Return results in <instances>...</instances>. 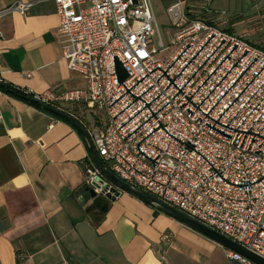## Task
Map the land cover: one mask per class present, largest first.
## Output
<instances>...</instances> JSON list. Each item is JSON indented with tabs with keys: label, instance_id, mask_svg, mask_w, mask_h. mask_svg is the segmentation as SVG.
<instances>
[{
	"label": "built area",
	"instance_id": "obj_1",
	"mask_svg": "<svg viewBox=\"0 0 264 264\" xmlns=\"http://www.w3.org/2000/svg\"><path fill=\"white\" fill-rule=\"evenodd\" d=\"M39 1L0 11V21L26 16ZM53 1L63 56L88 86L22 92L62 112L103 111L106 126L90 134L107 169L264 259V50L191 19L180 1L167 10L181 29L178 49L160 62L151 0ZM117 62L129 75L124 83ZM89 163L86 189L123 193L92 156ZM227 257L253 264L234 251Z\"/></svg>",
	"mask_w": 264,
	"mask_h": 264
},
{
	"label": "crops",
	"instance_id": "obj_2",
	"mask_svg": "<svg viewBox=\"0 0 264 264\" xmlns=\"http://www.w3.org/2000/svg\"><path fill=\"white\" fill-rule=\"evenodd\" d=\"M29 1L0 0V11ZM164 1L168 8L185 2L189 14L200 2ZM0 28V82L35 93L87 88L63 56L53 0L4 17ZM64 110L89 132L105 127L81 106ZM82 136L0 92V264H210L216 243L128 193L106 212L88 211L80 197L91 150Z\"/></svg>",
	"mask_w": 264,
	"mask_h": 264
},
{
	"label": "rangeland",
	"instance_id": "obj_3",
	"mask_svg": "<svg viewBox=\"0 0 264 264\" xmlns=\"http://www.w3.org/2000/svg\"><path fill=\"white\" fill-rule=\"evenodd\" d=\"M151 3L165 48H161L157 34L154 47L158 51H163L156 56V59L167 62L177 52L178 47L174 43L181 29L173 26L164 0H151ZM191 8L195 11L189 14L191 19L201 20L226 33L232 32L254 47L264 50V0H200L197 5H191ZM94 115L99 117L102 126H106L108 121L103 111H97ZM94 115L89 113L86 117L93 130L96 129ZM146 205L150 204L146 203ZM229 251L231 250L216 245V249L210 252V264H232L227 257Z\"/></svg>",
	"mask_w": 264,
	"mask_h": 264
},
{
	"label": "water",
	"instance_id": "obj_4",
	"mask_svg": "<svg viewBox=\"0 0 264 264\" xmlns=\"http://www.w3.org/2000/svg\"><path fill=\"white\" fill-rule=\"evenodd\" d=\"M117 74L119 81L124 83L129 79V75L127 71L124 69L123 65L117 62ZM26 100L33 102L34 104L39 105L42 109L46 112L55 115L61 119L67 120L79 133L86 138L90 144V150L92 152L93 159L100 170L104 173V175L113 182L116 187L125 193H128L138 199L143 200L146 203L151 204L154 208H156L161 213L175 219L176 221L180 222L181 224L185 225L186 227L192 229L193 231L199 233L200 235L204 236L205 238L209 239L210 241L225 247L231 251L236 252L237 254L241 255L242 257L248 259L253 264H264V259L259 257L258 255L244 249L243 247L239 246L238 244L232 242L231 240L227 239L226 237L220 235L219 233L211 230L210 228L202 225L201 223L191 219L187 215L177 211L176 209L170 207L169 205L159 201L158 199L154 198L153 196L145 193L144 191L133 187L129 184H126L122 180H120L114 173H112L109 169H107L95 148V145L92 141L90 132L81 124H79L76 120H74L70 115L65 112L59 111L52 107H49L45 104L38 102L37 100L26 98ZM115 196H107L101 197L94 193L91 189H85L84 194L80 197V203L88 208V211H103L106 212L107 208L110 205V202L117 200L120 197L121 193L115 191ZM166 264H170L169 261L165 260Z\"/></svg>",
	"mask_w": 264,
	"mask_h": 264
},
{
	"label": "trees",
	"instance_id": "obj_5",
	"mask_svg": "<svg viewBox=\"0 0 264 264\" xmlns=\"http://www.w3.org/2000/svg\"><path fill=\"white\" fill-rule=\"evenodd\" d=\"M201 21V20H200ZM229 34H232V32H229ZM0 92H2L3 94L7 95V96H10L12 98H15L17 100H20V101H23L25 102L26 104L32 106V107H35L41 111H43L44 113L54 117V118H57L58 120H61V121H64L66 123L69 124V122L67 120H64V119H61L55 115H52L48 112H46L44 109H42L39 105L37 104H34L33 102L31 101H28L26 100V98H29L27 95H25L21 90L17 89L16 87L10 85V84H7L5 82H0ZM79 123V122H78ZM80 124V123H79ZM83 137V136H82ZM83 139L85 140V138L83 137ZM90 154L92 156V152L90 151ZM103 163V162H102ZM104 166H106L104 163H103ZM110 170V168H109ZM150 206V205H149Z\"/></svg>",
	"mask_w": 264,
	"mask_h": 264
}]
</instances>
